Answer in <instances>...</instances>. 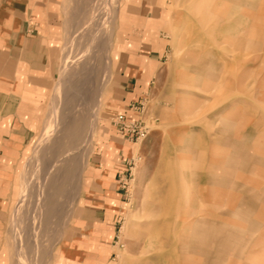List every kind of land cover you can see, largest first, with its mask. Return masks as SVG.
I'll use <instances>...</instances> for the list:
<instances>
[{"label": "rangeland", "instance_id": "obj_1", "mask_svg": "<svg viewBox=\"0 0 264 264\" xmlns=\"http://www.w3.org/2000/svg\"><path fill=\"white\" fill-rule=\"evenodd\" d=\"M36 1L0 0V103L37 123L0 264H264V0Z\"/></svg>", "mask_w": 264, "mask_h": 264}, {"label": "crops", "instance_id": "obj_2", "mask_svg": "<svg viewBox=\"0 0 264 264\" xmlns=\"http://www.w3.org/2000/svg\"><path fill=\"white\" fill-rule=\"evenodd\" d=\"M2 1L9 4L12 0ZM17 1L21 2L26 0ZM41 1L42 0H37L35 2L36 8H34V11L40 13L44 11L43 13H45V17L48 16V18H54V12H58V10H56L55 8V5H53L54 3L51 4V8H47L45 4V8H42L43 1ZM51 1L54 2L56 0H50V2ZM18 12V16L21 20L18 22L16 27L11 30L13 33H17L18 37L14 43L8 44V59L10 58L9 60L11 62L19 63L25 69V73L23 75L26 79L34 82H37L38 80H44V74L42 73L44 65V62H42V49L44 46L38 39L29 40V38L24 37V35H27L26 32L29 28L28 22L25 20V14L27 12L25 11L24 14H22V11L20 9H18ZM50 12L52 13L50 14ZM42 23H37V28L41 26L48 28L49 24L43 25ZM56 26L57 33L59 31H63V29L60 30V27L58 25ZM49 31L51 33H54L55 30L53 28ZM8 65L10 66L9 62ZM145 74L146 72L144 70L143 74L139 78L146 79ZM36 129L37 123L35 122V119L33 117L28 116L27 113L16 114L12 112L9 107H7V104L0 103V227L2 225L1 213H3L4 210H6L8 207L9 196L11 193L14 178L17 174H19L21 167L27 158V147L32 136L35 134ZM211 163L205 167L206 169L204 168V165L201 164V188L204 186L209 188H221L219 187V185L222 183L224 184L225 182L220 181L219 179H217V177H213L211 179L212 184L208 185L207 180H205L206 172L216 173L219 169H223L222 171L228 174L227 169H229L226 166H219L220 163ZM207 167L209 168L207 169Z\"/></svg>", "mask_w": 264, "mask_h": 264}, {"label": "bare ground", "instance_id": "obj_3", "mask_svg": "<svg viewBox=\"0 0 264 264\" xmlns=\"http://www.w3.org/2000/svg\"><path fill=\"white\" fill-rule=\"evenodd\" d=\"M59 93V92H58ZM57 97V96H56ZM57 100V99H56Z\"/></svg>", "mask_w": 264, "mask_h": 264}, {"label": "built area", "instance_id": "obj_4", "mask_svg": "<svg viewBox=\"0 0 264 264\" xmlns=\"http://www.w3.org/2000/svg\"><path fill=\"white\" fill-rule=\"evenodd\" d=\"M121 119V117H119Z\"/></svg>", "mask_w": 264, "mask_h": 264}]
</instances>
